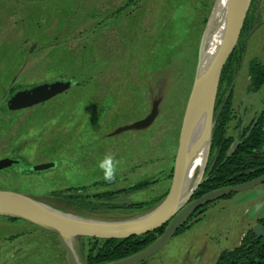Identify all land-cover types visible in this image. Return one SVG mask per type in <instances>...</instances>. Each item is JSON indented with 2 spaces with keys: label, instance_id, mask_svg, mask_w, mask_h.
Here are the masks:
<instances>
[{
  "label": "rangeland",
  "instance_id": "374dc122",
  "mask_svg": "<svg viewBox=\"0 0 264 264\" xmlns=\"http://www.w3.org/2000/svg\"><path fill=\"white\" fill-rule=\"evenodd\" d=\"M215 2L0 0V158L20 162L0 170V189L52 200L56 191L81 189L80 194L93 196L149 180L144 188L117 194L110 202L165 199L200 55L216 33L210 26ZM253 14L233 90L234 119L228 133L236 139L264 110V86L258 92L248 88L250 60L264 63V0H256ZM168 36L172 59L167 57ZM55 81L71 85L46 102L9 107L18 91ZM16 85L24 88L10 93ZM154 105L158 115L151 125L129 128ZM108 152L120 161L112 183L103 180L98 168ZM44 163L53 165L33 169ZM263 188L233 193L203 207L183 232L142 262L215 264L223 250L238 245L258 223V204L247 198ZM131 215L130 209L107 206L99 211L101 217L90 219L135 218ZM72 243L85 264L80 248L87 257L97 242L74 237ZM0 264H68V259L56 232L0 215Z\"/></svg>",
  "mask_w": 264,
  "mask_h": 264
},
{
  "label": "water",
  "instance_id": "95a60500",
  "mask_svg": "<svg viewBox=\"0 0 264 264\" xmlns=\"http://www.w3.org/2000/svg\"><path fill=\"white\" fill-rule=\"evenodd\" d=\"M251 2L252 0H244L243 5L239 9L237 20L235 21V23H233L230 29V33L228 35L224 47L217 55L210 70L202 78L198 76V64L195 82L189 95L187 107L183 117L179 148L176 157L175 172L170 191L166 198L157 207L145 214L140 215V217H146L150 214L161 211L162 208L165 206V208L161 211V214L157 215L156 213L150 219L127 225H113L118 224L117 222H115L117 220L108 221L91 219L88 221L93 222H86L85 219L89 218H82L83 221H77V219L80 217L52 207L51 205L44 203L32 196L25 195L21 192L1 189L0 196L12 198L17 200L18 202L23 203L24 205H26L25 207L29 210L30 214L24 211H16L17 207H12L2 203H0V210L2 211V213L0 212V214L13 218H22L36 223L48 230L56 232L59 236V240L62 246L67 252L68 264L83 263H81L78 260V257L76 256L72 241L68 242L63 235L72 238L85 236L99 239H121L129 238L132 236L145 235L164 226L165 228L161 235L155 241H153L151 244L141 249L140 251L118 260L100 263L137 264L159 252L170 241V239L177 234L179 229L186 224L189 218L200 208L217 199L229 196L233 193L252 190L264 184L263 174L257 178L251 179L243 183H239L236 185H227L213 189L199 197L192 199L198 187L203 182L204 179H202L200 182H198L195 186L192 187L190 193L187 196L182 195L186 177V169L188 165L193 161L192 158H187V151L189 146L190 129L194 113L199 108V106H201L204 102L212 98V107L210 111L209 149L204 169L202 171V175H204L211 149L214 107L221 74L228 58L230 57L231 53L234 51L235 47L238 44ZM201 56L202 52L200 55V59ZM70 85V81H55L53 83L40 84L31 89L18 91L11 97L9 101V107L11 109H21L34 106L36 104L45 102L55 97ZM157 115L158 106L154 105L149 115L139 121L134 122L129 126V128L140 129L148 127L154 122ZM13 162L17 161L2 159L0 160V168H5L11 165ZM52 165L53 163H44L34 166L33 169L43 170L51 167ZM262 193H264V188L257 189L254 191V194L257 195ZM184 199L185 201L183 202ZM138 220L139 219L135 221ZM130 221H133V219ZM47 226L51 227L52 229H49V227ZM253 229L254 232L258 235L262 234L261 224L257 223Z\"/></svg>",
  "mask_w": 264,
  "mask_h": 264
},
{
  "label": "trees",
  "instance_id": "16d2710c",
  "mask_svg": "<svg viewBox=\"0 0 264 264\" xmlns=\"http://www.w3.org/2000/svg\"><path fill=\"white\" fill-rule=\"evenodd\" d=\"M255 2L256 0L251 2L238 44L228 58L221 74L214 107L210 154L204 173V180L198 187L195 197H199L213 189L243 183L264 174V110L254 117L247 126H243L237 135V139L228 133L230 123L234 119V115H232L234 83L246 52L244 37L254 26L255 15L253 12L255 11ZM207 20L208 18L204 16V25ZM166 41L167 46H170L168 44L169 36ZM167 50V57L172 59L174 47L171 45ZM249 64L248 88L250 91L258 92L264 86V63L261 60L252 59ZM22 88H24V85L13 86L10 89V93L13 94ZM240 125L242 126L241 122H239ZM236 140H238V144L235 143ZM149 184L150 181L146 180L115 191L96 193L93 196L80 194L81 189H68L51 193L52 196H55L53 197L55 199L52 200L34 198L76 216L97 217L99 216V211L108 206L130 209L133 215L129 217L132 218L138 214L153 210L164 197H158L152 201L117 205L110 201L117 194L142 189ZM231 196L232 194L226 197ZM195 214L179 229L177 234L187 228L189 221ZM120 218L122 217L117 219ZM108 219H111V217ZM258 223L261 224L262 234L258 235L251 228L238 245L231 249L223 250L215 264H264V216L258 219ZM164 228L163 226L145 235L129 238H94L97 243L87 257L81 248L80 254L87 264H100L118 260L134 254L151 244L161 235ZM99 243H101V246L97 247ZM144 263L140 262L137 264Z\"/></svg>",
  "mask_w": 264,
  "mask_h": 264
},
{
  "label": "bare ground",
  "instance_id": "6f19581e",
  "mask_svg": "<svg viewBox=\"0 0 264 264\" xmlns=\"http://www.w3.org/2000/svg\"><path fill=\"white\" fill-rule=\"evenodd\" d=\"M243 3H244V0H216L213 11L211 13V17H210V26L216 27V33L212 36V39L210 41L208 48L205 49L204 52L202 53L200 63H199V68H198V76L200 78H202L210 70L217 55L219 54L221 49L224 47L226 40L228 38V35L230 33V29L233 23H235V21L237 20L239 9L243 5ZM211 107H212V98L204 102L201 106H199V108L194 113V116L192 119L187 158L188 159L192 158L193 161L188 165L186 169V177H185L184 189H183L182 195L187 196L190 193V190L192 189V187L195 186L198 182H200L204 177V175H202V171L204 169V165H205V161H206V157H207L208 149H209ZM184 201L185 199L183 200V202ZM0 203L9 205L12 207L15 206L17 207L16 211H24L30 214L29 210L25 207L26 205H24L21 202H18L15 199L0 196ZM164 208L165 206L162 208V210ZM161 211L155 212L146 217L138 216V217L132 218L133 221H130L132 219L117 220V221L114 220L118 224H113V225H127V224H133L136 222L145 221L153 217L156 213L157 215L161 214L162 213ZM0 212L2 213L1 210ZM137 219L139 220L135 221ZM78 220L83 221L82 218L81 219L78 218L77 221ZM85 220L86 222H93V221H88V220H91L90 218L85 219ZM93 220H99V219H93ZM98 222H101V221H98ZM49 229H52V228L49 227ZM63 236L64 238H66L68 242L72 241V237H69L66 235H63Z\"/></svg>",
  "mask_w": 264,
  "mask_h": 264
},
{
  "label": "clouds",
  "instance_id": "9594fccd",
  "mask_svg": "<svg viewBox=\"0 0 264 264\" xmlns=\"http://www.w3.org/2000/svg\"><path fill=\"white\" fill-rule=\"evenodd\" d=\"M120 161L111 153H105L102 160L98 162V168L103 173V180L107 183L115 181L117 176V167Z\"/></svg>",
  "mask_w": 264,
  "mask_h": 264
},
{
  "label": "crops",
  "instance_id": "0c3cea01",
  "mask_svg": "<svg viewBox=\"0 0 264 264\" xmlns=\"http://www.w3.org/2000/svg\"><path fill=\"white\" fill-rule=\"evenodd\" d=\"M252 193L250 195H248V200L249 201H253V204H258L257 205V212H255V218L256 220L261 217L264 216V193L263 194H254V191H251Z\"/></svg>",
  "mask_w": 264,
  "mask_h": 264
},
{
  "label": "flooded vegetation",
  "instance_id": "af4514ba",
  "mask_svg": "<svg viewBox=\"0 0 264 264\" xmlns=\"http://www.w3.org/2000/svg\"><path fill=\"white\" fill-rule=\"evenodd\" d=\"M52 99V98H51ZM46 102V101H45ZM28 108V107H27ZM21 109H23V108H21ZM238 144V143H237ZM5 159H8V160H13V161H17V159H13V158H5ZM0 160H2V157L0 158ZM19 161H17V162H13L11 165H9V166H7L6 168H10V167H12V166H15V165H19ZM52 167V166H51ZM6 168H0V170H3V169H6ZM30 170H32V167H31V169H29V171ZM33 171V170H32ZM63 191V190H62ZM203 208V207H202ZM202 208H200L198 211H200ZM198 211H196L195 213H198ZM194 213V214H195ZM80 237H85V236H80ZM93 238V237H92ZM11 240V239H10ZM61 243V242H60ZM63 247V246H62ZM63 249H64V247H63ZM64 251H65V253L67 254V252H66V250L64 249ZM85 261V260H84ZM85 264H87L86 263V261H85Z\"/></svg>",
  "mask_w": 264,
  "mask_h": 264
}]
</instances>
